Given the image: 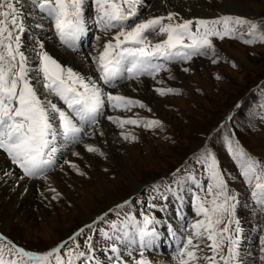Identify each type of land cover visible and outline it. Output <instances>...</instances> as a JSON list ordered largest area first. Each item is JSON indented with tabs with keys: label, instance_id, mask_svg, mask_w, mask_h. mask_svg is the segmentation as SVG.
<instances>
[{
	"label": "snow or ice",
	"instance_id": "snow-or-ice-1",
	"mask_svg": "<svg viewBox=\"0 0 264 264\" xmlns=\"http://www.w3.org/2000/svg\"><path fill=\"white\" fill-rule=\"evenodd\" d=\"M18 3L0 0V150L20 170V179L47 182V173L57 167L58 154L84 144L85 137L104 135L101 118L119 129L124 141L138 139L127 126L146 130L163 126L159 119L106 115L105 109L127 113L138 107L151 111L142 100L122 94L120 85L140 84L144 78L163 85L160 74L171 73L173 65L189 72L186 65L197 58L209 59L212 64L226 60L214 40L233 39L246 46L264 44V17L222 14L177 19L179 13L169 11L141 19V11L148 6L146 0H31L66 52L79 54L92 21L98 30V34L93 33L94 43L90 42L93 52L88 54L98 74L93 77L65 66L46 50L44 42H38L28 54L24 42L28 29ZM43 27V23L36 25L37 29ZM102 38L106 39L101 44ZM232 67H236L234 62ZM152 91L163 97L181 90L157 86ZM261 107L264 115V105ZM222 146L251 188L259 212L264 213V163L247 153L227 131ZM84 147L89 153L105 155L98 146ZM192 160L199 170L186 164L175 169L167 182L146 189L147 199L135 202L140 205L139 217L131 211L134 202L125 200L44 252L25 250L0 235V264H153L145 253L156 248L161 227L176 236L173 227L156 215L166 212L172 201L180 204L177 212L185 223L180 225L181 236L169 264H246L237 197L230 192L215 141L211 146L205 143ZM63 163L84 175L76 163ZM13 175L14 171H4L0 179ZM49 190L55 193L52 199H57L56 189ZM186 197L196 217L191 222L183 214ZM157 200L163 203L158 205ZM126 208L130 211L124 212ZM109 213H115L117 219L108 220ZM101 224H106L107 230L98 227ZM97 234L106 246L94 244ZM78 237H84L83 244ZM259 245V259L264 262V235L259 236Z\"/></svg>",
	"mask_w": 264,
	"mask_h": 264
},
{
	"label": "rangeland",
	"instance_id": "rangeland-1",
	"mask_svg": "<svg viewBox=\"0 0 264 264\" xmlns=\"http://www.w3.org/2000/svg\"><path fill=\"white\" fill-rule=\"evenodd\" d=\"M198 1V4L205 5L207 10L209 9L208 11L218 16L224 14V1ZM237 1L254 13L250 16H240L252 19L264 17V0ZM143 10H148L146 12L149 13L151 8ZM180 17L182 16L179 14L177 19ZM104 39L106 38H102L101 44ZM24 40H27V42L31 41L27 35ZM38 42L43 41L33 38L31 44L34 46ZM214 43L219 49L220 55L225 57L226 60L212 64L209 59L197 58L186 65L191 69L189 72L181 71V65L171 66V69L178 68V72L181 73L179 80L175 79V77L173 78L174 80L168 79L169 75L174 76L172 70L171 73L160 74L159 78L164 80V86L156 84V87H167L168 84H171L174 85L173 88H178L181 91L179 94H168L163 97L152 91L155 98L159 101L158 111L155 112L147 104L151 111H148L147 108L141 109L138 107L127 113L112 111V115L128 117L138 115L141 118L159 119L162 122V127L155 130H146L143 127L127 126L135 133L138 139L136 141H124L119 137V129L107 120L103 121L109 129H114L113 131L116 133L115 139L118 143H116L117 149L114 150V157L117 158L115 163L108 158L105 149L103 151L100 148L105 153L104 156L86 151L84 144L96 146L94 140L100 136L97 134L98 137L96 135L85 137L84 144H78L82 150L86 151L84 153L90 156L86 164H92L91 162L94 161L92 168L85 167L89 171L88 174L80 175L67 164H64L63 159H57L55 170L47 173V182L39 179H29L35 180L37 183L43 182L42 188H45V190H38V188H35V190L37 196H41L44 201L48 199L44 210L46 213L43 211V213L35 214L33 222L24 219V221L21 220L17 224L21 229L23 240L36 246H28L27 244L24 247L1 231L0 235H4L8 240L13 241L25 250L44 252L56 247L62 241L68 240L81 227L87 225H80L77 222L76 217L80 212L91 215L92 220L90 223H92L103 213L109 212V209L115 208L117 204L131 199L134 202L131 211L139 217L140 205L135 202L137 199L141 201L147 199L148 193L146 189L150 185L167 182L175 169L183 168L186 164L191 163L199 170L200 166L195 165L192 160L193 155L205 143L211 146L212 142L215 141V151L218 153L221 168L226 173L230 192L237 197V214L243 213V216H238L244 228L242 245L247 244L249 246L253 239V248L260 249L259 236L264 235V213L259 212L251 197V188L243 182L235 162L223 148L222 137L227 131L247 153L264 163V142H259L257 139L260 125H264V115H262L261 107L264 105V44L258 43L253 46H246L242 42L233 39L214 40ZM90 49L93 48L90 47ZM232 62L236 64V67H232ZM217 76L220 79H217ZM153 83L155 82L153 81ZM237 105H240V107L237 108ZM230 115L233 116L231 120L228 119ZM200 137L204 139L203 145L197 150H191L192 140ZM102 145L105 147L106 142H102ZM185 149L191 150L186 158L181 155ZM5 159L7 158L5 157ZM226 166H228V169ZM79 169L81 171L80 167ZM92 169H96V172H91ZM54 171L65 176L59 182L53 184L52 175ZM66 173L69 177L66 176ZM145 175L151 177V181L144 184L138 193L129 197L118 195V188L128 186L130 182L142 184L145 180ZM56 186H58V189ZM49 188H55L58 193L60 192L59 189L63 188L64 192L59 193L60 195L54 200L52 197L55 193L51 192ZM105 190L116 197L117 204L102 213H98L96 201H104L102 192ZM154 202L158 205L163 203L159 200ZM180 207L179 203L170 202L167 214H176L177 209ZM185 208L188 211L183 214L187 222H191L196 217L187 197L183 211ZM129 211L127 208L124 209V212ZM156 215L158 217L164 216L160 212H157ZM171 216V221H175L179 217V215L177 217L175 215ZM107 219L115 220L117 217L115 213H109ZM163 220L166 221L165 219ZM184 223L185 221L182 222V224ZM28 227L30 228L29 230L26 229ZM98 227H104L107 230L106 224L98 225ZM68 230H71V232L67 237L59 238L60 232ZM160 230L163 234L166 228L161 227ZM88 234L86 230L85 236ZM179 235L181 236V234ZM78 239L83 244L84 237H78ZM163 240H168V238ZM93 242L97 247L106 246V242L98 234L94 236ZM72 246L71 244L68 245V247ZM165 254L152 256L153 254L145 253L153 264H164L162 259L166 257ZM258 254L253 255V260L257 259L256 262L258 264H264L259 259L261 254ZM173 255L174 253L171 256ZM242 255L247 259L252 258L248 250L247 252H242ZM256 256L257 258L255 259ZM125 259H128V257L125 256ZM245 262L249 264L248 260H245Z\"/></svg>",
	"mask_w": 264,
	"mask_h": 264
},
{
	"label": "bare ground",
	"instance_id": "bare-ground-1",
	"mask_svg": "<svg viewBox=\"0 0 264 264\" xmlns=\"http://www.w3.org/2000/svg\"><path fill=\"white\" fill-rule=\"evenodd\" d=\"M30 1L31 0H20V5L21 6L25 5L26 19L24 20V22L25 25H29L30 27L32 26L35 27L34 33H36L37 37L40 38V40H42L45 43L46 50H48L50 54H52L55 58H57L62 63H64L65 66H71L74 68V70L82 74L92 75L93 77H95L96 76L94 72L95 66L92 64L90 56H88V54L93 49L89 48L86 52L79 54H72L66 52L65 50H62L56 44V39L54 38V29L51 28L49 22L41 19L40 11L34 6H32ZM221 1H224V5H223L224 14H236V15L238 14L244 16H250L254 14L249 8L243 6L237 0H221ZM146 3L148 5L146 8L148 9L151 8V11L147 13L146 11L148 10L146 11L142 10L140 14L141 19H145L148 18L149 16H154V15L167 14V12L169 11L177 12L185 19L194 18V17L210 18L213 16H218L217 14L208 11L209 9L207 10V7L205 5L198 4L199 3L198 0L197 1L196 0H146ZM89 15H91V13H89ZM90 21L91 20H89V22ZM38 23L44 24L43 29L36 28V25ZM95 30L97 29H93V32ZM32 41L33 40L29 42L24 41L25 49L30 55L32 54L31 51L33 47V45L31 44ZM85 57H87V59H85ZM177 69L172 68V71L174 73L173 77L179 80L180 79L179 76H181L180 75L181 73H179ZM155 85L156 84L153 83L152 80L144 79L143 83L140 84H137L135 82H127L125 84H122L119 86L118 90L126 96L145 101V103L156 112L159 110L158 108L159 101L158 99L155 98L154 93L152 92V89L156 87ZM168 86L174 87V85L171 84H168L167 87ZM110 91L115 92L117 90L112 89ZM100 127L103 130L104 135L99 137L96 135L98 138H96L94 142L96 146L101 148L103 151L105 149L106 154H108V158H110V160L115 163L117 158L114 157V150L117 149L116 143H118L117 140L115 139L116 133L113 131L114 129L113 130L109 129L105 122H101ZM257 139L259 142H264V125H260V132H258ZM102 142L103 143L106 142L105 147L102 145ZM203 143H204V139L202 137L192 140L191 150L199 149L203 145ZM191 150L188 149L183 150L181 153L182 157L186 158ZM73 152H78L79 156L72 155ZM84 152L86 151L82 150L78 145H76L73 148L69 147L65 149L63 153L58 154V156L60 160L61 159L69 160L76 163L81 168V172H83L84 174H88L89 171L86 170L85 167L87 166L92 168V166H94L93 165L94 161L91 162L92 164L87 165L86 163L87 160L90 158V156L86 155ZM5 156L6 155L0 151V177L3 176L4 171H9V170L14 171V175L11 178L0 179V231L3 232L8 237L18 241V243L24 247H26L27 244L28 246L29 245L36 246L33 245L32 243H28L23 240L24 237L22 238L21 229L17 224L21 220L24 221V219H27V221L29 222H33V219L35 218V214L37 215L40 212L43 213V211L45 210L48 199L44 201L41 198V196L40 197L37 196L35 190V188H38V190L40 189L45 190V188H42L43 182L41 181V183H37L35 182L36 179L35 180L20 179L19 177L21 175L18 172V169H16L15 166L11 165V162L8 159H5ZM226 167L228 169V166ZM95 170L96 169H92L91 172ZM63 176L65 175L59 174L58 172L54 171L52 175L53 184L59 182L61 178H63ZM66 176L69 177L67 173ZM144 179L145 180L142 184H136L130 182L128 186H124V187L122 186L121 188H118L117 189L118 195L121 197L122 196L129 197L131 195L138 193L144 184H147L151 181V177L146 175L144 176ZM56 187L58 189V186ZM59 191H60L59 193H62L64 192V189L60 188ZM102 193L104 196V201L102 202L96 201V210L98 211V213H102L106 209L117 204V199L113 194L107 192L106 190ZM238 216L239 217L243 216V213H238ZM76 220L80 225H85L91 222L92 216L80 212L78 213ZM182 221L183 220H181L179 217H177L175 221H171V219L169 221L170 225L173 227V231H175L176 233V236H178L179 233L181 234L180 225H182ZM26 229L29 230L30 228L28 227ZM70 232L71 230L64 231L62 233L60 232L59 238L67 237L70 234ZM170 238L174 239L172 235H170ZM253 241L254 240L252 239L249 246L247 244L242 245L243 248H241V251L247 252L248 250V253H251L252 258L250 259L244 258L245 260H248L249 264H258L256 262L257 256L255 257L256 260H253V255H255L256 253L257 254L259 253L258 255H260L261 253H260V249L257 250L253 248L254 247ZM169 242L170 240H163V241L159 240L157 242V247L161 249V251H165L162 253L164 254L166 253V257L162 259L164 261V264H169L171 257L168 256L167 254L170 251V249L173 250L175 246L174 243L173 245L170 244Z\"/></svg>",
	"mask_w": 264,
	"mask_h": 264
}]
</instances>
